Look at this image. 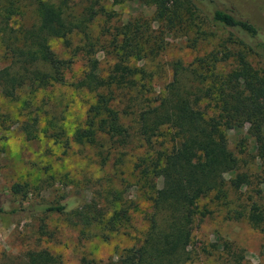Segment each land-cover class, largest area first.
<instances>
[{"label":"trees","instance_id":"trees-1","mask_svg":"<svg viewBox=\"0 0 264 264\" xmlns=\"http://www.w3.org/2000/svg\"><path fill=\"white\" fill-rule=\"evenodd\" d=\"M137 1L152 12L118 23L107 12L108 25L95 36L91 24L103 6L74 10L69 0H0V55L7 59L0 68V94L17 99L26 92L25 103L32 106L38 90L66 82L73 58L79 55L84 59L82 74L71 82L91 92L93 99L71 135L64 128L53 129L50 116L49 136L64 148L72 143L102 147L105 140L110 149L97 153L103 165L111 158L112 165L121 163L125 152L119 148L131 146L135 138L143 146L131 159L130 173L140 187L134 198L116 195L112 198L117 197L118 205L113 199V205L100 207L87 194L67 195L28 206L45 217L67 216L85 236L95 225L116 231L130 224L133 211L146 199L141 215L146 228L132 245L107 260L83 254L79 264H192L199 254L223 250L227 255L223 252L224 259L214 264H242L243 255L227 242L194 238V230L213 213L211 204L225 207L228 219H245L254 228H264V187L247 193L253 177H261L264 186V72L250 60L257 56V62H264V27L235 0ZM244 1L264 9V0ZM178 34L192 47L212 43L216 36L217 40L189 66L176 62L169 81L156 92L153 74L143 68L145 60L159 55L167 37ZM56 38L67 57L51 47ZM100 51L111 61L106 69L100 67ZM44 97L48 105L51 97ZM39 115L37 111L35 119ZM243 128L253 140L257 174L241 169V163H247L239 156L246 151V139L236 143L238 150L228 145L226 132ZM25 185L14 182L11 190L25 198ZM0 195V214L19 211L4 193ZM47 233L42 224L39 235ZM23 264L63 262L48 248L32 247Z\"/></svg>","mask_w":264,"mask_h":264},{"label":"rangeland","instance_id":"rangeland-1","mask_svg":"<svg viewBox=\"0 0 264 264\" xmlns=\"http://www.w3.org/2000/svg\"><path fill=\"white\" fill-rule=\"evenodd\" d=\"M235 1L242 11L251 14L255 22L264 27L263 8L253 7L244 0ZM69 4L74 10L90 5L94 8L103 6V12H99L91 24V33L95 36L101 34L103 25H108L107 12L112 14V21L118 23L137 14L148 15L153 10L137 0L118 3L112 0H69ZM30 13L28 10V15ZM219 34L221 32L217 31V35ZM215 38L217 36L213 38L212 43L203 42L200 46L192 47L181 34L168 36L163 51L156 57L147 58L143 66L147 72L153 74V79L157 82L155 91L159 92L169 81L176 62L189 66L197 55L209 51L217 40ZM51 47L58 55L68 56L61 39L51 40ZM73 59L66 82L38 90L34 98L37 102L32 101V106L25 103L26 92L17 99H9L0 94V192L11 201L13 207L19 209L7 217L0 214V264H23L27 249L32 247L48 248L61 257L63 264H79V258L83 254L107 260L109 257H116L122 248L132 245L146 228V222L141 220L147 206L146 199H141V205L133 211L135 215L130 224L122 225L116 231H107L95 225L92 232L86 233L85 236L80 234L81 226L74 225L67 216L54 214L45 217L40 210L28 206L34 201H56L62 196L76 197L82 194L95 197L94 201L100 207L105 204L111 206L112 200L115 202L117 197L131 199L140 192L139 185L135 184V176L130 173L131 159L143 151V146H140L136 138L133 146L119 148L118 151L125 152L121 163L112 165L111 158L103 165L97 153H105L110 149L105 140L102 147L72 143L68 148H64L49 136L50 116H54L53 129L64 128L68 135H71L74 129L81 125L86 108L93 99L91 92L81 90L71 82L82 74L84 62L79 55ZM98 59L101 69H106L111 62L108 55L102 51L98 52ZM250 60L256 68L264 72V62H257V56L254 59L250 56ZM6 63L7 59L0 55V68ZM44 96L51 97L48 105L42 99ZM37 111H40V115L35 119ZM226 135L232 150H238L236 143L243 137L246 139V151L239 156L242 157L241 162L247 160V163H241V169L257 174L259 162L253 157V140L246 137V128L230 129ZM230 175L226 174L227 177ZM260 180L261 177H253L247 193H254L253 189H257L256 187H264ZM14 182L26 184L25 198L12 192L11 185ZM247 193L242 192L241 197L245 199ZM116 195L117 197L112 198ZM245 201L244 203L248 204L250 202L248 198ZM210 208L213 213L197 224L194 238L227 242L231 250H237L243 255L242 264H264V228H254L245 219H228L225 216L226 208L221 205L216 207L211 204ZM42 224H45L48 231L46 235H39ZM223 252L227 255L224 250L220 253L215 251L214 254H199L192 264L220 262Z\"/></svg>","mask_w":264,"mask_h":264}]
</instances>
